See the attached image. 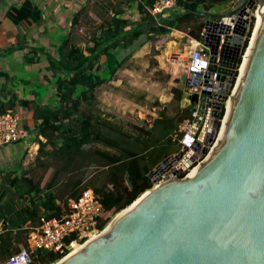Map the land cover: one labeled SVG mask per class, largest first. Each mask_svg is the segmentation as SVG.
I'll return each mask as SVG.
<instances>
[{
  "label": "trees",
  "instance_id": "1",
  "mask_svg": "<svg viewBox=\"0 0 264 264\" xmlns=\"http://www.w3.org/2000/svg\"><path fill=\"white\" fill-rule=\"evenodd\" d=\"M152 2L84 0L71 16L58 55L47 56L57 102L33 106L38 146L32 165L22 167L20 175L3 174L0 219L6 225L0 232V264H6L9 255L26 243V222L62 214L68 199L85 188H92L101 201L98 227L103 228L113 214L153 185L150 170L180 149L173 133L193 107V103L180 105V88L170 87L171 98L149 125L127 122V126L102 113L98 89L116 76L142 35L150 40L179 29L199 38L204 26L199 11L209 12L216 3L229 7L232 0H176L165 15L152 14ZM129 7H135L138 17L126 15ZM6 13L13 21L42 18L40 7L30 0ZM246 44L247 38L242 47ZM153 103L160 104L157 99ZM9 109L0 108V112ZM88 168L93 169L85 175ZM62 256L36 249L30 264H50Z\"/></svg>",
  "mask_w": 264,
  "mask_h": 264
},
{
  "label": "water",
  "instance_id": "2",
  "mask_svg": "<svg viewBox=\"0 0 264 264\" xmlns=\"http://www.w3.org/2000/svg\"><path fill=\"white\" fill-rule=\"evenodd\" d=\"M255 2L234 0L222 13L199 11L205 17L200 36L210 48V69H217L222 33L220 58L225 50L235 53L218 68L222 85L214 101L215 122ZM263 5L257 0L256 10ZM236 15L231 29L228 20ZM261 16L229 96L222 134L209 155L190 174L156 179L171 158L166 156L148 173L156 184L52 264H264V10ZM197 97L190 95L193 102ZM195 121L203 132L205 119Z\"/></svg>",
  "mask_w": 264,
  "mask_h": 264
},
{
  "label": "built area",
  "instance_id": "3",
  "mask_svg": "<svg viewBox=\"0 0 264 264\" xmlns=\"http://www.w3.org/2000/svg\"><path fill=\"white\" fill-rule=\"evenodd\" d=\"M234 1V0H232ZM249 9L246 15L247 25L243 35V41L240 46L237 63L231 81L227 85V90L222 91L223 100L219 111V116L215 122L212 114L214 109V101L217 99V88L221 87L220 70L225 68L227 51H223L224 58H220V48L223 41L224 33L221 34L218 52L216 54L215 63L217 69H210V48L204 44L203 38H190L186 48V58L180 56L178 58L185 65V73L188 77V90L185 99L188 103H193L190 114L184 118L177 126L173 135L177 138L180 149H184L179 158L176 153L171 155L170 160L166 163L165 169L158 172L157 178L165 176H183L190 174L191 171L204 160L219 140L224 126V121L228 109L229 96L233 92L238 80L241 65L247 52L251 36L254 32V24L250 28V24L255 20V12L257 0ZM176 0H153L152 6L149 8L154 15H165V10L174 6ZM232 3V2H231ZM127 13V12H126ZM228 20L231 29L235 26V21ZM240 25V24H239ZM250 29V31H249ZM204 31L202 28L201 33ZM249 31V35L247 33ZM247 38V44L243 48V42ZM232 47L231 45H229ZM186 61V62H185ZM197 93L198 97L195 102L191 101L190 95ZM222 110V114H220ZM196 117L205 119L203 132H200V123H195ZM20 115L15 110H6L0 112V146L10 144L17 141L20 137L19 132ZM195 125L194 127H192ZM186 162H188L186 164ZM153 185L156 180H152ZM101 201L92 188H85L77 197L69 198L67 201V210L60 215L50 217L41 216L38 223L27 227L26 243L20 245L19 248L11 253L6 260V264H30L32 261V252L36 249H47L63 253H69L89 237L97 234L101 228L98 227V221L101 215ZM6 222L0 219V232L5 229Z\"/></svg>",
  "mask_w": 264,
  "mask_h": 264
},
{
  "label": "crops",
  "instance_id": "4",
  "mask_svg": "<svg viewBox=\"0 0 264 264\" xmlns=\"http://www.w3.org/2000/svg\"><path fill=\"white\" fill-rule=\"evenodd\" d=\"M23 1L0 0V108H10L20 115L19 139L0 146V186L5 172L11 171V177L18 175L15 169L19 163L25 167L28 155H31V148H34L33 153L36 152L38 144L33 140L35 136L33 106L44 103L54 105L57 102L52 71L47 67L49 64L47 56L58 55L57 47L69 28L71 16L84 2V0H30L40 7L42 18L38 22L28 19L13 21L6 12L13 6H20ZM133 9L134 13L138 14L135 7ZM178 31L187 36L185 39L187 47L190 38L194 37L183 30ZM30 56L35 59L30 60ZM185 80L188 84L187 75L180 74L175 76L169 74L167 79L172 82L171 86L181 89L179 102L182 106L188 104L185 99L188 90ZM170 98L171 94L167 100ZM159 99L163 101L161 96ZM26 150L29 152L25 153ZM32 224L35 223L26 222L24 227Z\"/></svg>",
  "mask_w": 264,
  "mask_h": 264
},
{
  "label": "rangeland",
  "instance_id": "5",
  "mask_svg": "<svg viewBox=\"0 0 264 264\" xmlns=\"http://www.w3.org/2000/svg\"><path fill=\"white\" fill-rule=\"evenodd\" d=\"M227 7L226 4L216 3L209 12L222 13L227 10ZM134 12L133 7H129L126 14L132 18L138 17V14ZM199 20L205 21V17L201 16ZM178 30L172 29L170 32L159 34L150 40H146L145 36L142 35L136 41V49L128 55L123 67L118 69L116 76L103 83L98 89L97 98L102 113L105 112L106 116L126 126L127 122L145 125L152 122L160 107L168 102L167 97L170 94L172 96L170 88L172 82L166 80V73L170 76L186 75L185 65L178 60L177 55L184 54L183 57L186 58L185 39L187 36ZM184 83L188 85L187 80ZM159 96L163 101H160ZM155 99L159 100L160 104L154 106L153 101ZM166 107L170 111V106ZM30 144L32 145V142ZM33 150L32 147L25 168L33 163L36 153H33ZM28 152V150L25 151V153ZM21 169L22 165L19 163L15 169L16 174L19 175ZM92 169L88 168L85 175ZM78 174L76 173V175ZM32 264L39 263L34 261Z\"/></svg>",
  "mask_w": 264,
  "mask_h": 264
},
{
  "label": "bare ground",
  "instance_id": "6",
  "mask_svg": "<svg viewBox=\"0 0 264 264\" xmlns=\"http://www.w3.org/2000/svg\"><path fill=\"white\" fill-rule=\"evenodd\" d=\"M264 10V5L261 7V8H259L258 10H256V12H255V18H256V20H255V22H254V27H255V32H257V30H258V28L261 26V24H262V21H263V18H262V16H261V12ZM256 34V33H255ZM227 53V57H229L230 58V56L231 57H233V56H235V53L234 52H232L231 50L230 51H227L226 52ZM178 57L180 56V58H182L183 56H184V54L183 55H177ZM246 58H247V53L245 54V56H244V59H243V64L241 65V69L243 68V66H244V62H245V60H246ZM138 200V199H137ZM136 200V201H137ZM136 201H134V202H136ZM82 246V245H81ZM78 248H80V246H77L75 249H73L72 251H74V250H76V249H78ZM72 251H70V252H72Z\"/></svg>",
  "mask_w": 264,
  "mask_h": 264
},
{
  "label": "flooded vegetation",
  "instance_id": "7",
  "mask_svg": "<svg viewBox=\"0 0 264 264\" xmlns=\"http://www.w3.org/2000/svg\"><path fill=\"white\" fill-rule=\"evenodd\" d=\"M205 22V21H204Z\"/></svg>",
  "mask_w": 264,
  "mask_h": 264
}]
</instances>
